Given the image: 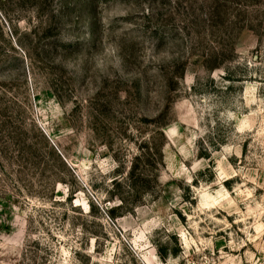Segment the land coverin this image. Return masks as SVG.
Instances as JSON below:
<instances>
[{
    "label": "rangeland",
    "instance_id": "1",
    "mask_svg": "<svg viewBox=\"0 0 264 264\" xmlns=\"http://www.w3.org/2000/svg\"><path fill=\"white\" fill-rule=\"evenodd\" d=\"M0 264H264V0H0Z\"/></svg>",
    "mask_w": 264,
    "mask_h": 264
},
{
    "label": "trees",
    "instance_id": "2",
    "mask_svg": "<svg viewBox=\"0 0 264 264\" xmlns=\"http://www.w3.org/2000/svg\"><path fill=\"white\" fill-rule=\"evenodd\" d=\"M113 210H114V209H112V211H113ZM160 256H161L162 258H164V259L166 258V257H165L166 255L163 254V253H160Z\"/></svg>",
    "mask_w": 264,
    "mask_h": 264
}]
</instances>
